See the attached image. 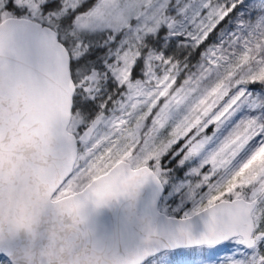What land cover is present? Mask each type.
<instances>
[{
    "label": "snow or ice",
    "instance_id": "1",
    "mask_svg": "<svg viewBox=\"0 0 264 264\" xmlns=\"http://www.w3.org/2000/svg\"><path fill=\"white\" fill-rule=\"evenodd\" d=\"M0 264H264V0H0Z\"/></svg>",
    "mask_w": 264,
    "mask_h": 264
}]
</instances>
